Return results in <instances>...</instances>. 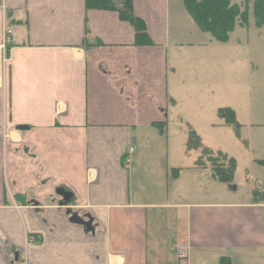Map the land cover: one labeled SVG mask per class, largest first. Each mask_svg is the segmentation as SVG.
I'll return each instance as SVG.
<instances>
[{"label":"crops","instance_id":"crops-1","mask_svg":"<svg viewBox=\"0 0 264 264\" xmlns=\"http://www.w3.org/2000/svg\"><path fill=\"white\" fill-rule=\"evenodd\" d=\"M5 4L0 264H179V246L188 264H264V194L242 201L205 191L220 181L166 137L184 86L173 84L174 62L210 55L214 66L222 56L185 1L133 0L150 47L135 45L117 13L85 0ZM7 30L14 41L3 67ZM250 147L249 160L264 162ZM61 188L72 204L61 205Z\"/></svg>","mask_w":264,"mask_h":264},{"label":"rangeland","instance_id":"rangeland-1","mask_svg":"<svg viewBox=\"0 0 264 264\" xmlns=\"http://www.w3.org/2000/svg\"><path fill=\"white\" fill-rule=\"evenodd\" d=\"M233 3L242 9L247 6V0H233ZM252 21L250 16L249 25L237 26L224 43L205 34V38L213 42L211 46L218 48V54L222 55L218 65L210 64V55H204V62L194 55L192 64L174 62L180 73L173 76V84L180 85L182 81L184 86L180 87V96L171 106L169 134L166 135L170 142L184 143L190 153L184 155L188 161L196 159L199 163L202 156V150L188 149L191 131L198 136L202 148L235 160L232 180L223 182L217 178L219 187L214 189L211 184L205 186V191L221 193L224 190L235 200L242 201L253 191L264 194V165L249 160L251 153L247 150L250 144L252 152L264 158V28H257ZM222 109L233 111L238 127L226 125L219 114ZM204 158L203 164L210 170L213 166L228 170L221 158L211 163ZM259 198L264 202V195Z\"/></svg>","mask_w":264,"mask_h":264},{"label":"trees","instance_id":"trees-1","mask_svg":"<svg viewBox=\"0 0 264 264\" xmlns=\"http://www.w3.org/2000/svg\"><path fill=\"white\" fill-rule=\"evenodd\" d=\"M186 9L192 17L197 26L205 33L210 34L211 37L217 41L224 43L228 41L231 33L237 26H248L249 17L253 19V24L257 28H264V0H247L246 8L242 9L240 6L233 3V0H184ZM86 8L89 10L115 12L118 14L121 21L129 23L136 31L135 45L137 46H152V41L147 33L145 23L143 20L135 16L133 12V0H85ZM221 119L226 125L237 126L236 116L233 111L229 109L219 110ZM188 149L202 150L200 164L205 161L204 157L208 158V162L214 159L221 158L223 162L228 165V170L223 168L216 169L213 166L214 175L223 182H230L234 176L236 164L235 160L229 159L226 155L218 152L215 154L208 148H202V144L195 134L190 132V139L188 142ZM217 155V156H215ZM217 157V158H216ZM264 165V162H260ZM205 165V164H203ZM74 222L81 220L75 218ZM36 237H29V243H37ZM222 264H228L223 260Z\"/></svg>","mask_w":264,"mask_h":264},{"label":"built area","instance_id":"built-area-1","mask_svg":"<svg viewBox=\"0 0 264 264\" xmlns=\"http://www.w3.org/2000/svg\"><path fill=\"white\" fill-rule=\"evenodd\" d=\"M6 11V4L5 0H0V12L4 13ZM13 38L12 34L9 30L4 32V41L1 46V52H2V57H3V67H6L8 63L10 62L8 56H7V46L11 45L13 43ZM62 108V106H59ZM136 152L135 147H130L125 154L124 160H125V167L130 168L132 163H133V157ZM29 240V238H28ZM187 247L186 246H179L178 247V258H179V264H188V256H187Z\"/></svg>","mask_w":264,"mask_h":264},{"label":"water","instance_id":"water-1","mask_svg":"<svg viewBox=\"0 0 264 264\" xmlns=\"http://www.w3.org/2000/svg\"><path fill=\"white\" fill-rule=\"evenodd\" d=\"M28 129L29 128L27 126H17V128H16V130L19 131V132L27 131ZM56 194L60 197V199L62 201L61 202L62 203L61 205L64 204V205L68 206V205H70V204L73 203L74 196H73L72 193L68 192L66 189L61 188V189L57 190ZM67 214L70 215L72 213H71V211H68ZM73 220H75L74 217H73ZM86 224L89 225V223H86Z\"/></svg>","mask_w":264,"mask_h":264}]
</instances>
